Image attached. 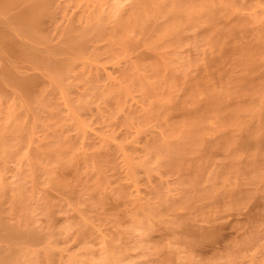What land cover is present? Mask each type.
<instances>
[{
    "label": "rangeland",
    "instance_id": "rangeland-1",
    "mask_svg": "<svg viewBox=\"0 0 264 264\" xmlns=\"http://www.w3.org/2000/svg\"><path fill=\"white\" fill-rule=\"evenodd\" d=\"M141 1L0 13L47 8L37 59L0 42V217L43 233L16 264H264V0Z\"/></svg>",
    "mask_w": 264,
    "mask_h": 264
},
{
    "label": "bare ground",
    "instance_id": "bare-ground-1",
    "mask_svg": "<svg viewBox=\"0 0 264 264\" xmlns=\"http://www.w3.org/2000/svg\"><path fill=\"white\" fill-rule=\"evenodd\" d=\"M122 1L123 0H115V2H116V5L114 4L113 5V8H114V6H116V7H119L120 6V4L122 3ZM143 1H146V0H143ZM143 1H141V2H143ZM176 1V0H175ZM181 1H183V0H181ZM180 1V2H181ZM185 2H183L184 3V6H183V8H180V5H179V8H180V12H179V14H181V16L183 15V17L185 18V20L184 19H182V21L184 20L185 21V23L187 22V20L188 21H190V22H192L191 20L193 19V17L195 16H193V14H196L197 13V11L195 12V11H193L194 9H195V7H194V1H198L199 3H200V0H192L193 1V3H192V8H191V6H190V4L191 3H189L190 2V0L188 1H186V0H184ZM191 1V2H192ZM149 2V1H148ZM178 2H179V0H178ZM179 2V3H180ZM197 2V4H198V6H200L201 4H199ZM203 2V1H202ZM201 2V3H202ZM15 3H16V0H0V13H6L13 5H15ZM39 3V2H38ZM177 3V2H176ZM175 3V4H176ZM178 3V4H179ZM182 3V2H181ZM186 3V4H185ZM44 4V2L42 3V5ZM144 4V3H143ZM147 4V3H146ZM150 4V3H149ZM158 4V6L159 5H161V4H159V2L157 3ZM212 4V3H211ZM33 5V4H32ZM177 5V4H176ZM196 5V4H195ZM205 5V4H204ZM215 5V4H214ZM162 6V5H161ZM182 6V5H181ZM203 6V5H202ZM206 6V8H208V7H210V6H208V5H205ZM216 6V5H215ZM214 6V7H215ZM45 7V6H44ZM44 7H42L41 8V6L40 5H38V4H34L33 6H30V7H28L27 9L25 8V10H23V11H20V12H18V13H16V14H13V15H10L9 17H7V18H5V20H3V21H1L0 20V42H2V44H4L5 46H8V48L11 50V52L16 56V57H18V58H26V59H31V60H35V59H37L38 57V54H37V52H36V50H34V48L33 47H27L26 46V43L24 42H22V41H20V40H18V39H16V37L14 36L15 34L16 35H19V36H25V37H29V38H31L33 41H39L40 39H42L43 38V36H45L46 37V35H43L42 37L40 36L41 34V30H42V27L41 26H43V25H41L42 24V21H43V17H44V15L46 14L47 15V13H46V7H45V10H44ZM144 7V6H143ZM150 7H151V5H150ZM152 7H153V5H152ZM163 7V6H162ZM214 7H212V8H214ZM146 8H147V6H146ZM159 8H160V6H159ZM178 8V7H177ZM200 8V7H199ZM203 8V7H202ZM118 9V8H117ZM117 9H115L114 8V10H117ZM153 9H155L154 7H153ZM153 9H152V11H153ZM192 9V10H191ZM45 12H44V11ZM118 10H120V9H118ZM117 10V11H118ZM149 10V9H148ZM161 10V9H160ZM172 10H174V7L172 8ZM197 10V9H196ZM116 11V12H117ZM151 11V10H150ZM149 11V12H150ZM151 11V12H152ZM171 11V10H170ZM199 11V10H198ZM203 11V10H202ZM208 11H210V10H208ZM207 11V12H208ZM175 13L177 12L176 11V9H175V11H174ZM173 12V13H174ZM200 12H201V10L199 11V13L198 14H200ZM212 11H210V12H208L209 14L211 13ZM114 13V12H113ZM202 13V12H201ZM203 13H205L204 11H203ZM136 14V13H135ZM138 14V13H137ZM137 14H136V16H137ZM167 14H170V12L169 13H167ZM45 15V16H46ZM143 15V14H142ZM172 15V14H171ZM175 15H177V13L175 14ZM208 15V14H207ZM140 16H141V14H140ZM170 16V15H169ZM180 16V17H181ZM198 16V15H197ZM138 17V16H137ZM142 17V16H141ZM183 17H181V18H183ZM139 18V17H138ZM170 18H171V16H170ZM172 18H173V15H172ZM171 18V19H172ZM197 19V18H196ZM140 21H141V19H139ZM176 20H178V18L176 19ZM194 20H195V18H194ZM142 21H145V20H143V18H142ZM172 21V23H173V20H171ZM175 21V20H174ZM194 22V21H193ZM140 23V22H139ZM170 23V22H169ZM180 23V22H179ZM182 23V22H181ZM138 24V23H137ZM11 25H14V26H11ZM182 25V24H181ZM181 25H179L178 26V23H176V25L174 26V29L176 30L178 27H180ZM119 26H120V23H119ZM120 27H122V25L120 26ZM119 27V28H120ZM173 27V26H172ZM171 28V27H170ZM168 30H169V28H167ZM173 29V28H172ZM120 30V29H119ZM121 30H123V29H121ZM175 30L173 31L174 32V34H175ZM166 31V30H165ZM169 32H171V31H169ZM169 32L167 31V33L169 34ZM177 33L175 34V35H177L178 33L180 34V32L179 31H176ZM172 33V32H171ZM170 33V34H171ZM167 34V35H168ZM178 36V35H177ZM70 37L72 38V35H70ZM77 37V36H76ZM68 38H69V36H68ZM70 38V39H71ZM73 38H75L74 36H73ZM72 38V39H73ZM81 38V37H80ZM128 38V37H127ZM21 39V38H20ZM84 40V39H83ZM127 40V39H126ZM125 40V41H126ZM69 41H71V40H69ZM74 41V40H73ZM73 41H71V42H73ZM79 41V40H78ZM77 41V42H78ZM80 41H81V39H80ZM123 41V40H122ZM130 41V40H129ZM81 43V42H80ZM82 43H83V41H82ZM126 43H128V41H126ZM130 43H132V42H129V44ZM78 44H79V42H78ZM73 45V44H72ZM82 45V44H81ZM83 46H84V44H83ZM74 48H76L75 46H74ZM80 49V48H79ZM40 56V55H39ZM40 59L42 58V57H39ZM43 59V58H42ZM45 60H46V64H48L47 66H49V65H61V64H63L64 65V62L63 61H59L58 63H57V60L58 59H51V57H47V58H45ZM44 60V61H45ZM53 60H55V61H53ZM66 64V63H65ZM52 65L51 66H49V67H51L52 68ZM62 65V66H63ZM65 66V65H64ZM63 66V67H64ZM57 68H58V70H59V68H60V70H59V73L58 72H56V73H58V79L60 78V76H59V74H61V71H62V73L64 72L63 71V67L61 68L60 66H56ZM55 67V68H56ZM62 69V70H61ZM3 76H4V79L6 80L7 79V81H13L15 84H14V86H20L21 88H23L24 89V91H26V90H29L30 91V89L32 88L31 86H33V83H32V81H34V80H32V79H28V78H23V77H20V75H17L15 72H13L12 71V68H10L9 66L8 67H6L5 68V70H4V72H3V74H2ZM61 77H62V75H61ZM32 80V81H31ZM2 87V86H1ZM0 87V88H1ZM31 87V88H30ZM30 88V89H29ZM32 90V89H31ZM23 91V90H22ZM25 93V92H24ZM30 93V92H29ZM213 95V94H212ZM212 95L210 96V99H211V97H212ZM215 95V94H214ZM217 95V94H216ZM214 97V96H213ZM217 97H214V100L216 99ZM231 113H233V112H231ZM192 128H193V125L191 126ZM196 128V127H195ZM195 128H193L194 129V132L196 131V129ZM198 129V128H197ZM199 131H200V129H198ZM197 130V131H198ZM196 131V132H197ZM184 132V131H183ZM192 132V131H191ZM191 132H190V134H188V135H191ZM193 132V133H194ZM179 133V132H178ZM200 133V132H199ZM175 134V133H174ZM173 133H171V135H174ZM184 134V133H183ZM176 135V134H175ZM179 135V134H178ZM196 135V134H195ZM199 135H202V134H199ZM199 135H196V136H199ZM184 136H186V132H185V135ZM193 136V135H192ZM191 136V137H192ZM168 137H169V134H168ZM172 137V136H171ZM177 137L178 136H176V139H174L173 137V139H171L170 140V137L169 138H166L167 140L169 139L170 141H167V142H174V140L176 141L177 140ZM183 137V136H182ZM194 137V136H193ZM185 138H187L188 139V137L186 136ZM195 138V137H194ZM198 138V137H197ZM259 138H260V135L259 134H251V136H250V138L248 137V140L247 141H245L244 142V145L245 146H252V145H254V144H256L258 141H259ZM179 139V138H178ZM191 139V138H190ZM189 139V140H190ZM180 140V139H179ZM193 141H195L194 139H192ZM192 140H190V141H192ZM188 141V140H187ZM189 141V142H190ZM180 142H182V141H180ZM197 142H198V140H197ZM157 143V142H156ZM166 143V142H165ZM165 143H162V142H160L158 145H157V150L159 149L161 152H162V150L164 149V144ZM177 143V142H176ZM175 143V144H176ZM194 143H196V142H194ZM174 144V143H173ZM173 144L171 145V146H173ZM191 145H192V143H190ZM228 144V143H227ZM226 144V145H227ZM194 145V144H193ZM225 145V146H226ZM229 145V144H228ZM243 145V144H242ZM177 147H178V145H176ZM182 146H183V143H182ZM186 146H188V144L186 145ZM156 147V146H155ZM154 147V148H155ZM159 147V148H158ZM175 147V146H174ZM173 147V148H174ZM181 149H184L185 150V148H181ZM158 150V151H159ZM179 150V149H178ZM183 150V151H184ZM174 151H175V148H174ZM166 152V151H165ZM178 152V151H177ZM179 152H181V151H179ZM182 153L183 152H181V154L180 155H182ZM163 154V153H162ZM179 154V153H178ZM164 155V154H163ZM167 155H168V153H167ZM174 155V154H173ZM169 156H170V154H169ZM173 157V156H172ZM176 157V156H175ZM178 157V156H177ZM180 157V156H179ZM178 157V158H179ZM169 158V162H170V157H168ZM180 159V158H179ZM172 161H175L174 160V158H173V160ZM178 162V161H177ZM177 162H175V163H177ZM175 163H174V165H175ZM169 164V163H168ZM171 165H173L172 163H171ZM60 182V181H59ZM56 183H58V182H54V184H56ZM59 184V183H58ZM57 184V185H58ZM56 185V186H57ZM61 185V183L59 184V186ZM58 186V187H59ZM154 208V207H153ZM152 210V209H151ZM150 210V211H151ZM149 211V210H148ZM1 218V217H0ZM10 220H7L6 218L4 219L3 217L0 219V264H16V262L18 261L19 263L21 262V260L19 261V258H20V255H27L28 254V251H30L29 250V247L31 246V245H33L35 242H37L38 240H40V239H43V237H42V232H41V230L40 229H38L37 227H34V226H32L31 224V226H28L29 224L27 223V226L26 225H23V224H17V222L15 223H12L11 221L9 222ZM19 223H21V222H19ZM26 224V223H25ZM138 227H140V226H138ZM84 228V227H83ZM141 228V227H140ZM44 236V235H43ZM42 237V238H41ZM33 249V248H32ZM48 252V251H47ZM29 254H30V252H29ZM47 254V253H46ZM52 255V254H51ZM51 255H49V253H48V258L51 256ZM29 257V256H28ZM47 257V256H46ZM22 259V258H21ZM106 261H107V259H106ZM108 261H109V259H108ZM18 264V263H17Z\"/></svg>",
    "mask_w": 264,
    "mask_h": 264
}]
</instances>
